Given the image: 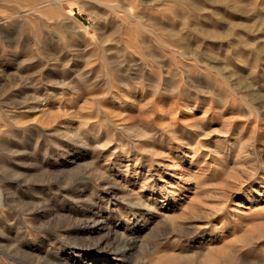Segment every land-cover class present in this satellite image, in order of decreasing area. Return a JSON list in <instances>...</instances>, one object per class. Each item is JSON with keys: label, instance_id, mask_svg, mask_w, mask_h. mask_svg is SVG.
<instances>
[{"label": "rangeland", "instance_id": "374dc122", "mask_svg": "<svg viewBox=\"0 0 264 264\" xmlns=\"http://www.w3.org/2000/svg\"><path fill=\"white\" fill-rule=\"evenodd\" d=\"M0 264H264V0H0Z\"/></svg>", "mask_w": 264, "mask_h": 264}, {"label": "bare ground", "instance_id": "6f19581e", "mask_svg": "<svg viewBox=\"0 0 264 264\" xmlns=\"http://www.w3.org/2000/svg\"><path fill=\"white\" fill-rule=\"evenodd\" d=\"M126 250V249H125ZM127 251V250H126ZM121 253V252H120Z\"/></svg>", "mask_w": 264, "mask_h": 264}]
</instances>
